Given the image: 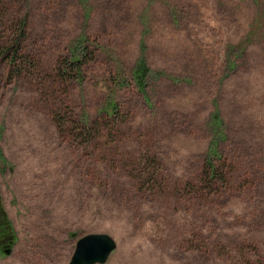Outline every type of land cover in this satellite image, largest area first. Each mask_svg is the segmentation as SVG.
<instances>
[{
	"label": "rangeland",
	"instance_id": "rangeland-1",
	"mask_svg": "<svg viewBox=\"0 0 264 264\" xmlns=\"http://www.w3.org/2000/svg\"><path fill=\"white\" fill-rule=\"evenodd\" d=\"M1 11L0 264H68L87 233L115 243L93 264H264V0Z\"/></svg>",
	"mask_w": 264,
	"mask_h": 264
},
{
	"label": "water",
	"instance_id": "water-1",
	"mask_svg": "<svg viewBox=\"0 0 264 264\" xmlns=\"http://www.w3.org/2000/svg\"><path fill=\"white\" fill-rule=\"evenodd\" d=\"M114 246L113 239L105 233L84 234L76 240L68 264L103 263ZM3 253L7 254L8 249Z\"/></svg>",
	"mask_w": 264,
	"mask_h": 264
},
{
	"label": "trees",
	"instance_id": "trees-1",
	"mask_svg": "<svg viewBox=\"0 0 264 264\" xmlns=\"http://www.w3.org/2000/svg\"><path fill=\"white\" fill-rule=\"evenodd\" d=\"M1 12L2 11H1V0H0V15H1ZM22 28H23L22 21H19L18 24H17L15 39H13L11 41V43L8 45V47L5 48V53L9 54L8 56L10 57L12 64H14L15 57H18L19 44H18L17 40H19L20 36L22 35ZM80 48H82V49L79 50V51H76L77 52L76 56L78 57V59H76V60H71V59L68 60L67 66H65L67 69H75V68H77L79 66L80 62H81L79 60L80 55L81 56H86V54H87L86 49L83 46L80 47ZM72 55L74 56L75 53H72ZM13 67L16 68L15 65H13ZM146 71H147V67L142 63V59L138 60V62L134 65V68L132 69L133 77L135 79L136 84L139 86L140 89H141V86H142L141 85V78H142V76L144 75V73ZM206 163H207V168L211 171V174H209L206 178L214 177L213 174H214L215 170L213 169V166L210 163H208V162H206ZM0 229L2 231H5V232H6L7 229L11 230L10 222H9V220H7V216H6L5 212H4V210L2 209L1 204H0Z\"/></svg>",
	"mask_w": 264,
	"mask_h": 264
},
{
	"label": "flooded vegetation",
	"instance_id": "flooded-vegetation-1",
	"mask_svg": "<svg viewBox=\"0 0 264 264\" xmlns=\"http://www.w3.org/2000/svg\"><path fill=\"white\" fill-rule=\"evenodd\" d=\"M4 245V239L0 238V248Z\"/></svg>",
	"mask_w": 264,
	"mask_h": 264
}]
</instances>
